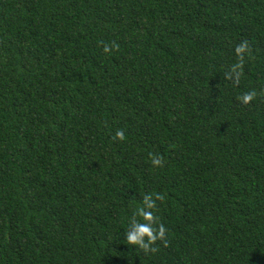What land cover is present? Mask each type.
I'll list each match as a JSON object with an SVG mask.
<instances>
[{
  "label": "trees",
  "instance_id": "obj_1",
  "mask_svg": "<svg viewBox=\"0 0 264 264\" xmlns=\"http://www.w3.org/2000/svg\"><path fill=\"white\" fill-rule=\"evenodd\" d=\"M0 264H264V0H0Z\"/></svg>",
  "mask_w": 264,
  "mask_h": 264
},
{
  "label": "clouds",
  "instance_id": "obj_2",
  "mask_svg": "<svg viewBox=\"0 0 264 264\" xmlns=\"http://www.w3.org/2000/svg\"><path fill=\"white\" fill-rule=\"evenodd\" d=\"M105 52H107V48L104 49ZM252 99V94H246L242 97V101L244 103L249 102ZM116 137L118 139H123V133L117 131ZM154 165H158V160L152 161ZM147 208H140L138 209V215L141 216L143 221H151L152 220V209L154 207L153 203L150 201H146ZM163 236V228L159 230L156 235H153V229L149 227L148 223H137L133 226L132 231H128L126 233V239L129 244L132 245H140V246H146V243L150 244L153 243L158 237Z\"/></svg>",
  "mask_w": 264,
  "mask_h": 264
}]
</instances>
